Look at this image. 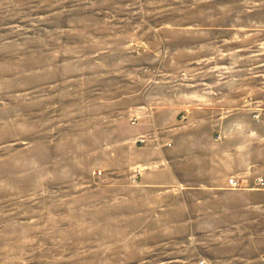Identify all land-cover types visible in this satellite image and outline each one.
Instances as JSON below:
<instances>
[{
	"label": "rangeland",
	"instance_id": "1",
	"mask_svg": "<svg viewBox=\"0 0 264 264\" xmlns=\"http://www.w3.org/2000/svg\"><path fill=\"white\" fill-rule=\"evenodd\" d=\"M231 175L264 176V0H0V264H264Z\"/></svg>",
	"mask_w": 264,
	"mask_h": 264
},
{
	"label": "crops",
	"instance_id": "2",
	"mask_svg": "<svg viewBox=\"0 0 264 264\" xmlns=\"http://www.w3.org/2000/svg\"><path fill=\"white\" fill-rule=\"evenodd\" d=\"M134 116H132V118H133ZM143 116H138V122L137 123H135V124H138V125H142V126H139V127H137V130H135V131H138L139 133L137 134L138 136H140V135H142V136H144L145 138L147 137V134H146V132H144V129H146L145 127H144V125H147V127H151V128H155V129H157L158 127H157V124H156V121H155V119H154V116H145L146 118H145V120H143V119H141ZM137 136V137H138ZM209 136L211 137L212 136V134L210 135L209 134ZM211 139V138H210ZM170 144V145H173V140L171 139V138H166L164 141H163V144L164 145H162L161 143H159V145H160V150H159V152H160V154H162V159H160L161 160V162L162 163H166L164 166L162 165V167L160 168V170H159V173H160V176H164L166 179H164V181H165V183L166 182H168V181H174V182H181L180 181V177L178 176V174L176 173V168H175V164L172 162H170V160L168 159V157H167V147H168V145L167 144ZM164 146V147H163ZM136 148L134 147V150H135ZM165 153H166V155H165ZM164 154V155H163ZM164 158H166V159H164ZM131 160H129V161H133V162H129V166H135L136 164H140V163H138V161H135V160H132V159H134V158H130ZM175 161V160H174ZM167 162H168V164H167ZM141 168V170H139L140 168ZM138 168H136L135 170H139L140 171V173H144V172H142L143 170H142V168H144V167H141V166H139ZM144 175V174H143ZM142 180H144V185H147V184H154V182L153 183H151V182H148V180L147 179H145V177H143L142 178ZM226 183H227V180H226ZM143 184V183H142Z\"/></svg>",
	"mask_w": 264,
	"mask_h": 264
},
{
	"label": "built area",
	"instance_id": "3",
	"mask_svg": "<svg viewBox=\"0 0 264 264\" xmlns=\"http://www.w3.org/2000/svg\"><path fill=\"white\" fill-rule=\"evenodd\" d=\"M138 120V116L132 118V121L135 123ZM137 140L141 142L145 141V137L140 135ZM101 173V171H99ZM227 184L230 188L235 189H255V188H264V176H256L253 181H249L248 179L239 178L236 175H231L227 179Z\"/></svg>",
	"mask_w": 264,
	"mask_h": 264
}]
</instances>
